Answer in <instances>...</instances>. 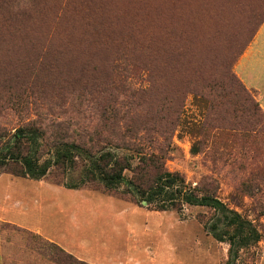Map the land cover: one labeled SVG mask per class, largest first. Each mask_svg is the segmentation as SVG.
<instances>
[{"label": "rangeland", "instance_id": "1", "mask_svg": "<svg viewBox=\"0 0 264 264\" xmlns=\"http://www.w3.org/2000/svg\"><path fill=\"white\" fill-rule=\"evenodd\" d=\"M190 1L45 0L46 12L0 14V145L30 123L39 163L66 142L131 166L159 154L258 240L236 252L211 208L156 211L126 193L131 171L109 189L75 153L40 178L17 164L0 174V264H63L58 248L85 264H264V0Z\"/></svg>", "mask_w": 264, "mask_h": 264}, {"label": "trees", "instance_id": "2", "mask_svg": "<svg viewBox=\"0 0 264 264\" xmlns=\"http://www.w3.org/2000/svg\"><path fill=\"white\" fill-rule=\"evenodd\" d=\"M21 1L23 0H0V14L4 13L3 16L14 18L37 11L46 12L49 9L45 0ZM4 133V129L0 127V136H4ZM40 133L36 126L28 123L26 127H21L12 133L0 145V174L8 165L17 164L21 165L20 175L40 178L47 173L51 163L71 165L75 153L85 154L89 162L85 170L88 177L113 189L124 179V172L129 170L132 174L127 180L130 187L127 188L126 193L132 200L136 198L145 201L156 211L181 209L184 204L211 208L215 214L212 227L216 228L222 223L224 228L223 232L216 233V236L219 239H222L224 235L228 236L230 248L232 250L236 248V252L259 238V233L250 220L230 209L211 191L199 194L197 188L190 187L179 172L167 170L159 154H150L143 157L136 166H131L114 153L103 152L100 155H94L87 150L82 152V147L77 143L66 142L52 144L55 146L52 160L39 163ZM58 249V260L63 264H85L62 249Z\"/></svg>", "mask_w": 264, "mask_h": 264}, {"label": "crops", "instance_id": "3", "mask_svg": "<svg viewBox=\"0 0 264 264\" xmlns=\"http://www.w3.org/2000/svg\"><path fill=\"white\" fill-rule=\"evenodd\" d=\"M252 48H251V54L252 55H254L255 53H256V51H255V47H257V46H254V48H253V46H251ZM260 47V49L262 50L263 48H264V42H262V46H259ZM93 258V257H92ZM87 259V260H89V261H91L92 263H94V264H108V263H105V262H103V261H100V259L98 258V257H95L94 258V260L93 259ZM86 259V258H85Z\"/></svg>", "mask_w": 264, "mask_h": 264}, {"label": "bare ground", "instance_id": "4", "mask_svg": "<svg viewBox=\"0 0 264 264\" xmlns=\"http://www.w3.org/2000/svg\"><path fill=\"white\" fill-rule=\"evenodd\" d=\"M110 1H112V0H110ZM191 1H192V0H191ZM191 1H190V2H191ZM96 3H97V2H96ZM139 3H140V2H139ZM176 3H177V2H176ZM194 3H195V2H194ZM105 4H106V3H105ZM110 4H111V3H110ZM129 4H130V3H129ZM145 4H146V3H145ZM191 4H192V3H191ZM191 4H190V5H191ZM127 5H128V4H127ZM180 5H181V4H180ZM142 6H143V4H142ZM176 6H177V5H176ZM116 7H117V6H116ZM132 8H133V7H132ZM141 8H143V7H141ZM175 8H176V7H175ZM108 9H109V8H108ZM108 9H107V10H108ZM109 10H110V9H109ZM180 10H181V9H180ZM126 11H127V10H126ZM140 11H141V10H140ZM122 12H123V11H122ZM144 12H145V11H144ZM115 13H116V12H115ZM107 14H109V13H107ZM112 14H113V13H112ZM117 14H119V13H117ZM134 14H135V13H134ZM146 15H147V14H146ZM130 16H131V15H130ZM134 16H135V15H134ZM136 16H137V14H136ZM126 17H127V16H126ZM169 17H170V16H169ZM119 19H120V18H119ZM131 20H132V19H131ZM143 20H144V19H143ZM118 21H119V20H118ZM121 21H122V20H121ZM126 22H127V21H126ZM137 22H138V21H137ZM148 22H149V21H148ZM154 22H155V21H154ZM144 23H145V22H144ZM24 24H25V23H24ZM136 25H137V24H136ZM140 25H141V24H140ZM144 25H145V24H144ZM158 25H159V24H158ZM102 28H103V27H102ZM109 29H110V28H109ZM99 31H100V30H99ZM103 31H104V30H103ZM95 32H96V31H95ZM101 32H102V31H101ZM131 32H132V31H131ZM1 33H2V32H1ZM27 33H28V32H27ZM27 33H26V34H27ZM98 33H99V32H98ZM117 33H118V32H117ZM91 34H92V33H91ZM29 37H30V36H29ZM31 37H32V36H31ZM10 38H12V37H10ZM10 38H9V39H10ZM6 39H7V38H6ZM1 40H2V39H1ZM19 40H20V39H19ZM7 42H8V41H7ZM10 43H11V42H10ZM19 43H20V42H19ZM3 44H4V43H3ZM27 45H28V44H27ZM9 46H10V45H9ZM17 46H18V45H17ZM79 52H80V51H79ZM76 59H77V58H76ZM73 62H74V61H73ZM71 65H72V64H71Z\"/></svg>", "mask_w": 264, "mask_h": 264}, {"label": "water", "instance_id": "5", "mask_svg": "<svg viewBox=\"0 0 264 264\" xmlns=\"http://www.w3.org/2000/svg\"><path fill=\"white\" fill-rule=\"evenodd\" d=\"M143 203H146L145 201H143Z\"/></svg>", "mask_w": 264, "mask_h": 264}]
</instances>
